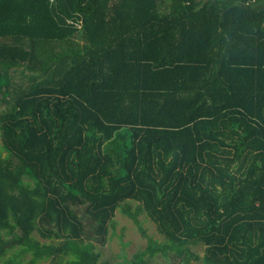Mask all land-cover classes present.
I'll return each instance as SVG.
<instances>
[{
  "label": "trees",
  "instance_id": "1",
  "mask_svg": "<svg viewBox=\"0 0 264 264\" xmlns=\"http://www.w3.org/2000/svg\"><path fill=\"white\" fill-rule=\"evenodd\" d=\"M0 104V264H264V0H0Z\"/></svg>",
  "mask_w": 264,
  "mask_h": 264
},
{
  "label": "rangeland",
  "instance_id": "2",
  "mask_svg": "<svg viewBox=\"0 0 264 264\" xmlns=\"http://www.w3.org/2000/svg\"><path fill=\"white\" fill-rule=\"evenodd\" d=\"M13 80L17 81L21 79L20 68L13 73ZM5 111L4 106L0 104V113ZM0 152H3L1 148L0 140ZM4 155L6 153L3 152ZM135 203H131L129 209L135 211ZM140 219L147 228V232L153 237L162 239V236L157 231L155 223L148 217L146 213L141 214ZM39 240L45 241L39 236ZM147 237L141 234L137 225L134 223L133 219L122 211L120 208L113 222L110 225V239L105 245H98L97 249L101 251L102 258L108 261V264H127V260L130 259L137 250L146 248ZM194 251L198 254L203 255L204 245L198 244L194 246ZM43 264H47L43 262ZM150 264H183L178 258L167 257L158 254ZM192 264H205L202 259L192 260Z\"/></svg>",
  "mask_w": 264,
  "mask_h": 264
},
{
  "label": "built area",
  "instance_id": "3",
  "mask_svg": "<svg viewBox=\"0 0 264 264\" xmlns=\"http://www.w3.org/2000/svg\"><path fill=\"white\" fill-rule=\"evenodd\" d=\"M51 1H54V0H51Z\"/></svg>",
  "mask_w": 264,
  "mask_h": 264
}]
</instances>
